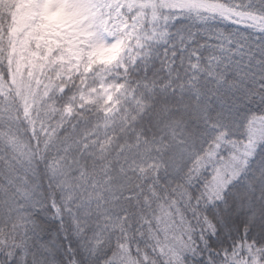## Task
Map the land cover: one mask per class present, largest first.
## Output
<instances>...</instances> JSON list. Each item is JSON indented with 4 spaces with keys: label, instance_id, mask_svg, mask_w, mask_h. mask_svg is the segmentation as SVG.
Instances as JSON below:
<instances>
[{
    "label": "snow or ice",
    "instance_id": "6c2138e0",
    "mask_svg": "<svg viewBox=\"0 0 264 264\" xmlns=\"http://www.w3.org/2000/svg\"><path fill=\"white\" fill-rule=\"evenodd\" d=\"M0 264H264V0H0Z\"/></svg>",
    "mask_w": 264,
    "mask_h": 264
}]
</instances>
